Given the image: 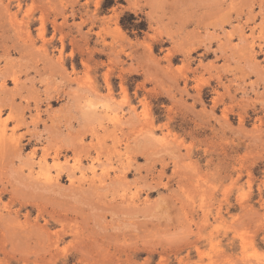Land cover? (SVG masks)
Returning a JSON list of instances; mask_svg holds the SVG:
<instances>
[{
    "label": "rangeland",
    "instance_id": "1",
    "mask_svg": "<svg viewBox=\"0 0 264 264\" xmlns=\"http://www.w3.org/2000/svg\"><path fill=\"white\" fill-rule=\"evenodd\" d=\"M0 264H264V0H0Z\"/></svg>",
    "mask_w": 264,
    "mask_h": 264
},
{
    "label": "trees",
    "instance_id": "2",
    "mask_svg": "<svg viewBox=\"0 0 264 264\" xmlns=\"http://www.w3.org/2000/svg\"><path fill=\"white\" fill-rule=\"evenodd\" d=\"M131 17H132V19H133V21L134 20H136V18L133 16V15H130ZM122 25H123V27L126 29V30H137V31H142L143 30V26L145 25H143V23L142 24H137V25H130L131 27H129L127 24H126V22H125V20L123 19V21H122Z\"/></svg>",
    "mask_w": 264,
    "mask_h": 264
},
{
    "label": "bare ground",
    "instance_id": "3",
    "mask_svg": "<svg viewBox=\"0 0 264 264\" xmlns=\"http://www.w3.org/2000/svg\"><path fill=\"white\" fill-rule=\"evenodd\" d=\"M6 127H7V126H5V128H6ZM2 134H3V135H6V131H5V129L2 130ZM46 161H47V160H46ZM77 165H78V164H77Z\"/></svg>",
    "mask_w": 264,
    "mask_h": 264
}]
</instances>
